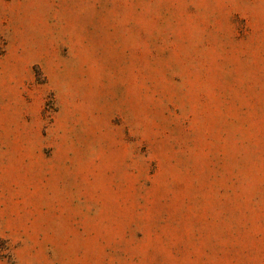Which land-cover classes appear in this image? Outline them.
<instances>
[{
  "label": "rangeland",
  "instance_id": "374dc122",
  "mask_svg": "<svg viewBox=\"0 0 264 264\" xmlns=\"http://www.w3.org/2000/svg\"><path fill=\"white\" fill-rule=\"evenodd\" d=\"M0 264H264V0H0Z\"/></svg>",
  "mask_w": 264,
  "mask_h": 264
}]
</instances>
